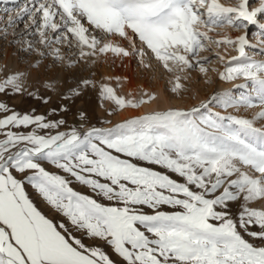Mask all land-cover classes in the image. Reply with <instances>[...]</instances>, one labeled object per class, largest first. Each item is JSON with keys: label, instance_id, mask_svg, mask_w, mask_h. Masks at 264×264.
I'll use <instances>...</instances> for the list:
<instances>
[{"label": "snow or ice", "instance_id": "1", "mask_svg": "<svg viewBox=\"0 0 264 264\" xmlns=\"http://www.w3.org/2000/svg\"><path fill=\"white\" fill-rule=\"evenodd\" d=\"M4 11L0 35L11 29L39 57L33 66L48 57L95 64L111 54L144 67L155 59L176 94L193 71L209 83L210 72L244 82L238 96L227 89L110 127L84 113L68 125L0 100V264H264V0H23ZM250 25L260 29L255 43ZM25 77L0 79V94L23 93ZM81 85L96 86L83 79L68 98ZM99 87L120 109L155 98ZM241 109L256 111L234 114Z\"/></svg>", "mask_w": 264, "mask_h": 264}, {"label": "bare ground", "instance_id": "2", "mask_svg": "<svg viewBox=\"0 0 264 264\" xmlns=\"http://www.w3.org/2000/svg\"><path fill=\"white\" fill-rule=\"evenodd\" d=\"M244 31L243 29L240 34H243ZM8 40H10V38ZM253 40L255 41V38H253ZM4 49V53L0 55V72L6 75L17 71L26 73V89H29L33 83L40 86L46 81V90L50 92L52 98L54 100L56 99L61 107H64L63 102L66 98L68 99L67 106L68 110H70V112H68L69 124L74 120H78V125L81 123V118L76 115V107L79 105H84L91 116L98 113L101 116L105 115L106 117L112 118V124L106 125L110 127L124 119L142 115L149 111L164 110L169 107L189 109L190 107L199 105L208 95L209 90L214 89L215 86H217L218 89H222V91L232 89L234 92L235 85L244 82L242 79L223 81L218 78L216 80L213 76L214 81L212 85L209 83L205 84V81L201 83L193 82L188 85L191 89L189 92H184L182 90L179 94H176L171 91L172 83L170 81L172 76L165 73L155 59L146 61L151 64L150 69H146L136 58H114L111 54L106 57H100L95 64L91 62L87 64L81 62L71 67L67 66V63H56L55 65H51L48 59L45 58L41 60L43 63L37 67L38 69H34L31 64L26 66L19 63V58L15 50L12 49V46L7 45ZM33 54L35 57V53ZM229 54L235 55L236 52L229 49ZM35 58H31L30 61L33 62ZM153 78H155V80H153ZM83 79L92 80L96 86L85 88L81 85L80 94L68 98L70 90L76 89ZM103 83L114 85L115 87L117 86L116 89H118L119 94H123L130 98L138 99L139 96L146 93L155 94V98L142 104L139 108L125 107L120 109L114 102L104 100L101 98V95H99V86ZM49 84H51L52 87H48ZM63 96H65V99H63ZM110 109H113V113L108 115ZM230 111L233 112L234 110L231 109ZM254 111H256V109H250L247 112L241 109L239 112L234 113L251 116Z\"/></svg>", "mask_w": 264, "mask_h": 264}, {"label": "rangeland", "instance_id": "3", "mask_svg": "<svg viewBox=\"0 0 264 264\" xmlns=\"http://www.w3.org/2000/svg\"><path fill=\"white\" fill-rule=\"evenodd\" d=\"M224 2L225 3L234 2V0H224ZM21 3H23V0H0V18H2V19H0V27L3 26V21L7 19V13L4 10L5 9L13 10V9H15L16 5L21 4ZM257 3H258V0H257ZM22 27H23L22 24L18 25V28H22ZM11 31L12 30L9 29V35L7 37H3L2 35H0V55L4 53L5 46L10 45V46H12V49L15 50L16 55L19 58V63H22V65L24 64L26 66H28L29 64L34 65L35 61L39 57L35 54V57H36L35 58L33 53H29V52L23 51L21 49L20 45L14 42V40L18 39V37H14L11 34ZM242 31H243V29H239V30L227 29L228 34L233 36V37L236 36V35H239ZM247 31H248V35H249L250 39H252V41L254 43L255 41L253 40L254 37H252V35H253V33H258L260 31L258 25H250ZM9 38H10V40H8ZM252 51L255 52L257 50L253 49ZM205 54H208V53H205ZM31 58H35V60L32 62V61H30ZM258 58H264V56L258 57ZM46 59H48V62H50L51 65H55L56 64V63L54 64L52 62L51 57H48ZM42 60H44V59H42ZM150 61H152V59ZM42 63L43 62L41 61V63L39 65H41ZM38 66H33V67H34V69H38L37 68ZM211 66L222 67L219 64V62L216 61L215 59H213V64ZM145 68L146 69H150V67H145ZM163 71L165 73H168L164 69H163ZM168 74H169V76H172V74H170V73H168ZM5 76H6V74H2L0 72V79L5 77ZM209 76L211 77V82L210 83L206 82V78L201 76L198 72L193 71L190 74L188 80H186V81L182 80L181 81V83H183L185 85V89H183V91L184 92H189V90H191L190 87H188L189 83L190 84L193 83V82L194 83H201V82L205 81V84L209 83V84L212 85L213 81H214L213 76H214V78L216 80L219 78L217 76V74L213 73V72H210ZM153 80H155V78H153ZM45 84L47 85L46 81L44 82V84H42L40 86L39 85L37 86L36 83H33V85L29 89L25 88V91L23 93H21V94H14V95H3V94H0V100L6 101L9 105L14 106L16 110H18V111H20L22 113L23 112H31L32 110H35L36 114H44L49 119H61V118H63L68 123V112H70V110H68V106H67L68 99L66 98V100L63 102V106L67 109V111L60 112L59 109H61V105L57 102L56 99L54 100L52 98L50 92L46 90V85ZM110 86L113 87L114 85H110ZM113 88L116 89L117 86L116 87L114 86ZM210 88H212V87H210ZM115 91H116L117 95H119V96H124L125 98H130V97H127V96H125L123 94H119L118 93V89H116ZM221 91H222V89H218L217 86H215L214 89H210L209 90L208 95L205 97V99L203 101L208 100L214 93L221 92ZM242 91H243V89L234 87L233 94L238 96V95H240V93ZM31 93H35V95H32ZM146 94L151 95L152 93H146ZM142 96H145V94L139 96V98H141ZM63 99H65V96H63ZM145 99H146V96H145ZM45 100L47 102H45ZM196 106H198V105H196ZM175 108H178V107H175ZM190 108H192V107H190ZM52 109H56L57 112L55 114H51L50 115L49 113H50V110H52ZM113 109H115V108H113ZM113 109H110L111 110V114L113 113ZM182 109H186V108H182ZM215 110H218V111H221V112L224 111V109L220 108V107H217ZM230 110L231 109H228L227 111L231 112ZM80 113H84L85 114L88 123H90L91 125L107 127L106 125L112 124L111 123L112 122V118L106 117L105 115L101 116L100 114L96 113L93 116H91L89 114V112H87V110H86L84 105H79V106L76 107V115L80 117ZM108 115H110V114H108ZM107 122H110V123H107ZM68 125H78V120H74L70 124L68 123ZM61 130H64V129H61ZM76 187L79 190H81V191H86L82 186L76 185ZM26 190L29 193L30 198L33 199L34 203L37 204V206H38V208L40 210H42L50 218H53L54 220L59 221L60 217L58 216V214H56L54 212V210H52L48 205H46L45 202H43V200L41 198L38 197V195L31 188V186L26 185ZM85 243H93V242L90 241V240L85 239ZM95 243L99 244L100 242L96 241ZM105 248H107V246H105ZM108 251L110 252L111 250L108 249ZM112 258L116 259L115 256H113Z\"/></svg>", "mask_w": 264, "mask_h": 264}]
</instances>
